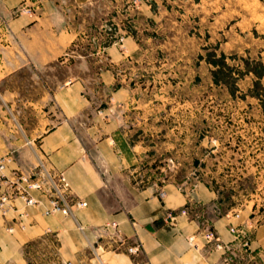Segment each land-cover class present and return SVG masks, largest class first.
<instances>
[{"label": "crops", "instance_id": "obj_1", "mask_svg": "<svg viewBox=\"0 0 264 264\" xmlns=\"http://www.w3.org/2000/svg\"><path fill=\"white\" fill-rule=\"evenodd\" d=\"M196 6V0H0L3 78L27 67L37 72L58 64L65 70L55 91L44 86L47 105L29 103L44 106L51 124L37 137L5 132L0 111V160L13 156L0 180L43 162L64 174L74 199L87 203L65 216L47 215L51 205L41 192H32L38 206L17 200L7 216L0 215V264H34L36 245L42 258L54 255L57 264H228L200 233L213 230L232 243L230 227H242L248 216H211L219 197L205 184L192 194L166 185L161 199L158 188L134 183L148 152L141 142L144 127L149 120L158 123L162 80L175 72L166 63H183L184 74L194 73ZM203 51L198 60L212 76L206 57L213 50ZM182 209L188 215L167 224V212ZM246 232L253 235L256 264H264V229ZM194 236L197 247L189 241ZM129 248L139 250L129 254Z\"/></svg>", "mask_w": 264, "mask_h": 264}, {"label": "rangeland", "instance_id": "obj_2", "mask_svg": "<svg viewBox=\"0 0 264 264\" xmlns=\"http://www.w3.org/2000/svg\"><path fill=\"white\" fill-rule=\"evenodd\" d=\"M196 3L193 26L198 40L195 59L190 62L194 73L190 70V76L184 74L183 63H166L165 68L175 72L162 80L158 123L149 120L144 127L141 142L148 152L140 160L134 183L159 191L176 184L191 194L205 184L219 197L216 212L210 210V215L245 214L248 218L242 228L255 235L258 229H264V109L250 94L255 77L238 79L233 95L225 87H215L209 68L197 54L203 48H216L218 54H226L231 67L243 72L245 61L251 66L255 62L264 66V0ZM2 65L7 67L0 59V111L9 123L5 132L37 137L51 124L44 106L33 108L29 103L34 100L47 105L44 86L55 91L65 70L58 64L37 68V72L27 67L16 77L4 79ZM154 99L147 97L148 101ZM41 250V245L34 247V264H57L54 255L42 258Z\"/></svg>", "mask_w": 264, "mask_h": 264}, {"label": "built area", "instance_id": "obj_3", "mask_svg": "<svg viewBox=\"0 0 264 264\" xmlns=\"http://www.w3.org/2000/svg\"><path fill=\"white\" fill-rule=\"evenodd\" d=\"M141 0H135V4ZM29 12L28 10H25ZM13 156L7 155L0 160V171L4 172L7 164L12 162ZM6 189L0 195V215L7 216L14 208L15 202L21 200L29 206H38L40 201L32 196L33 191H38L48 197L51 208L46 211L47 215L61 213L65 216L74 215L75 209L86 207L87 203L83 200L74 199L68 181L64 174L49 170L43 162H40L35 168L15 173L11 178L2 177L0 180V190ZM165 191H160L159 196L164 199ZM188 211L182 209L178 212L169 211L166 214L167 224H174L178 216H186ZM237 218L239 214L235 215ZM117 228V223L112 224ZM22 228L25 226L21 225ZM10 231H13L10 229ZM230 232L235 236V241L225 243L219 235L213 230H203L200 236L206 241L207 246L213 247L216 251H221L224 261L228 264H256L255 254L251 249L252 237L248 235L242 227L231 226ZM196 236L191 237L189 241L194 243ZM138 248H129V254H135Z\"/></svg>", "mask_w": 264, "mask_h": 264}, {"label": "trees", "instance_id": "obj_4", "mask_svg": "<svg viewBox=\"0 0 264 264\" xmlns=\"http://www.w3.org/2000/svg\"><path fill=\"white\" fill-rule=\"evenodd\" d=\"M206 61L213 67L212 77L214 83L216 85L226 86L233 95L238 79L245 75L253 74L255 76V81L253 88L250 90V94L260 101L264 109V86L262 84L264 66L261 63L255 62L252 64L253 66H251L245 61V71L243 72L231 67L227 62V56L225 54L219 56L214 50L207 54Z\"/></svg>", "mask_w": 264, "mask_h": 264}]
</instances>
